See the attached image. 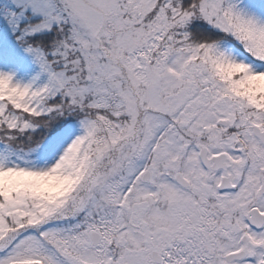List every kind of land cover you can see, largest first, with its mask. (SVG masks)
<instances>
[{
    "label": "snow or ice",
    "instance_id": "obj_1",
    "mask_svg": "<svg viewBox=\"0 0 264 264\" xmlns=\"http://www.w3.org/2000/svg\"><path fill=\"white\" fill-rule=\"evenodd\" d=\"M0 264H264V0H0Z\"/></svg>",
    "mask_w": 264,
    "mask_h": 264
}]
</instances>
